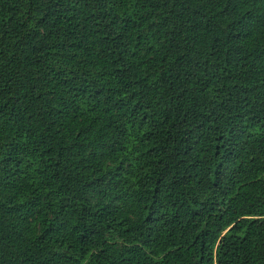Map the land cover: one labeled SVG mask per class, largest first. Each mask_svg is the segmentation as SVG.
<instances>
[{
	"label": "trees",
	"instance_id": "16d2710c",
	"mask_svg": "<svg viewBox=\"0 0 264 264\" xmlns=\"http://www.w3.org/2000/svg\"><path fill=\"white\" fill-rule=\"evenodd\" d=\"M0 264H264V0H0Z\"/></svg>",
	"mask_w": 264,
	"mask_h": 264
}]
</instances>
